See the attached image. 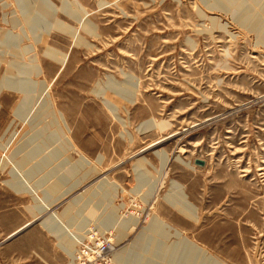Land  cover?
Returning a JSON list of instances; mask_svg holds the SVG:
<instances>
[{
    "label": "rangeland",
    "instance_id": "1",
    "mask_svg": "<svg viewBox=\"0 0 264 264\" xmlns=\"http://www.w3.org/2000/svg\"><path fill=\"white\" fill-rule=\"evenodd\" d=\"M66 232L64 264H264V0H0V264Z\"/></svg>",
    "mask_w": 264,
    "mask_h": 264
},
{
    "label": "crops",
    "instance_id": "2",
    "mask_svg": "<svg viewBox=\"0 0 264 264\" xmlns=\"http://www.w3.org/2000/svg\"><path fill=\"white\" fill-rule=\"evenodd\" d=\"M41 214H43V213H41ZM50 215V213H48L46 216H44V217H42V219L38 222V223H40V226H41V228H43L45 231V233L47 234V236H50V237H53L54 238V236H52L49 232H51L52 233V231H48L41 223H42V221H44V219H46L48 216ZM31 216V215H30ZM32 217V216H31ZM36 217H38V216H36ZM36 217H32V219H30V221H25V222H22L21 223V225H20V227H19V229H17L16 230V232H13L11 235H14V234H16V235H18L19 233L20 234H23V233H25V232H27V233H29V228L31 227V226H34V225H36L37 223H36V221H33L32 222V220H34L33 218H36ZM61 220H62V222L64 223V224H66L67 223V221H64L62 218H60ZM34 224V225H33ZM68 228V227H67ZM42 229V230H43ZM69 230V228L67 229V231ZM17 232H19V233H17ZM63 234V233H62ZM71 239H73L72 237H71V234H69L68 232H66L65 234H63V238L61 239V240H59V241H57L56 239V241H57V246L59 245V243H61L62 241H64V242H66L67 244V246H64L62 243H61V245L62 246H58V250H59V252H57L56 250V253H58V254H56V260L54 261V262H52L51 264H64L65 262L66 263H68V261H69V253L71 252L70 250H69V245H68V243L69 242H71ZM73 245V244H72Z\"/></svg>",
    "mask_w": 264,
    "mask_h": 264
},
{
    "label": "bare ground",
    "instance_id": "3",
    "mask_svg": "<svg viewBox=\"0 0 264 264\" xmlns=\"http://www.w3.org/2000/svg\"><path fill=\"white\" fill-rule=\"evenodd\" d=\"M47 6V5H46ZM211 20V19H210ZM212 21H214V20H212ZM130 80V79H129ZM130 82V81H129ZM128 82V83H129ZM23 85V86H22ZM18 87H19V89L21 90V91H23L24 93H26L27 91H29L28 89H29V87L27 88L26 86H25V84H19L18 85ZM170 138V137H169ZM160 142H156V143H154L152 146H156V145H158ZM157 156L159 157V159L161 160V163H162V166H165L166 165V163L168 162V158H167V156L165 155V154H163V153H158L157 154ZM163 168V167H162ZM173 188L175 189V190H178V188H179V186L177 185V184H174L173 185ZM179 202H180V200H179ZM188 204H186V210H188V217H192V214L190 213V212H192L191 210H189V208L187 209V207H189V206H187ZM183 211V210H182ZM55 222V221H54ZM160 223H158V222H153V224H152V226H151V229L153 230V231H157V230H159L160 229ZM45 227H47V229H49V227H48V225L47 224H45ZM13 237H15V235H13ZM13 237H9V239H11V238H13ZM193 245L191 244V243H187V245H186V249H188L189 251L191 250V251H194L195 252V255H200L201 256V259L203 260V259H205L204 261H203V264H210V259H208L207 257H206V255H205V253L203 252V251H201L200 249H198V248H193L192 247ZM194 249V250H193ZM190 253H192V252H190ZM130 264H139V262H140V260H137V257H134V258H132L130 261Z\"/></svg>",
    "mask_w": 264,
    "mask_h": 264
},
{
    "label": "built area",
    "instance_id": "4",
    "mask_svg": "<svg viewBox=\"0 0 264 264\" xmlns=\"http://www.w3.org/2000/svg\"><path fill=\"white\" fill-rule=\"evenodd\" d=\"M79 254H80V257L82 256L83 259H87L86 256H88L89 254L93 258V252H92V250L90 249V247L87 244L82 246V248L80 249ZM77 259H78V257H77Z\"/></svg>",
    "mask_w": 264,
    "mask_h": 264
},
{
    "label": "water",
    "instance_id": "5",
    "mask_svg": "<svg viewBox=\"0 0 264 264\" xmlns=\"http://www.w3.org/2000/svg\"><path fill=\"white\" fill-rule=\"evenodd\" d=\"M17 233H19V232H17ZM14 235H16V234H14ZM10 237H13V235H12V236H10Z\"/></svg>",
    "mask_w": 264,
    "mask_h": 264
}]
</instances>
